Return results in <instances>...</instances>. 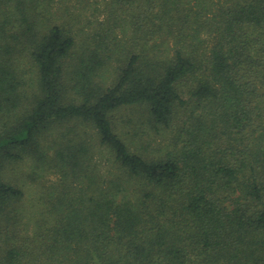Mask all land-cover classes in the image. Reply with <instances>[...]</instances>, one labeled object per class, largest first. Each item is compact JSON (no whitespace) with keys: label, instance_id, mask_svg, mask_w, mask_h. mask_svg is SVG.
<instances>
[{"label":"trees","instance_id":"16d2710c","mask_svg":"<svg viewBox=\"0 0 264 264\" xmlns=\"http://www.w3.org/2000/svg\"><path fill=\"white\" fill-rule=\"evenodd\" d=\"M0 264H264V0H0Z\"/></svg>","mask_w":264,"mask_h":264},{"label":"rangeland","instance_id":"374dc122","mask_svg":"<svg viewBox=\"0 0 264 264\" xmlns=\"http://www.w3.org/2000/svg\"><path fill=\"white\" fill-rule=\"evenodd\" d=\"M25 78L28 82L30 80L29 84L32 85L31 78H34V73L31 70L27 71V73L25 74ZM139 113L140 111H136L132 109L122 111L116 115L117 122H118L117 124H119L120 127L125 128V130L131 132L133 129H137L139 127V123H138ZM23 170H28V167H24ZM45 177L46 178L43 180L49 182L50 180L54 178V175H50V172H49L46 174ZM38 188L39 187L35 183L33 184L30 182L27 183L28 194L31 196H34V194H36V191L38 190Z\"/></svg>","mask_w":264,"mask_h":264}]
</instances>
